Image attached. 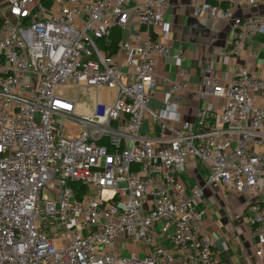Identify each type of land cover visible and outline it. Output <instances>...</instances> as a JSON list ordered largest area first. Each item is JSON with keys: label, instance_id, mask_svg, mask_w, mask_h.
Masks as SVG:
<instances>
[{"label": "built area", "instance_id": "obj_1", "mask_svg": "<svg viewBox=\"0 0 264 264\" xmlns=\"http://www.w3.org/2000/svg\"><path fill=\"white\" fill-rule=\"evenodd\" d=\"M6 1L14 21L0 9V264H172L177 252L180 264H220L196 208L203 188L180 179L189 158L207 168V186L250 194L264 254V75L241 66L214 82L205 68L206 102L188 121L183 69L169 83L175 100L151 107L157 62L170 50L152 28H165L172 0ZM241 1L258 7L192 3L195 16L231 23L232 56L264 35V12L238 16ZM116 31L108 54L99 41ZM61 85L76 98L57 93ZM83 88L116 97L82 113ZM66 121L80 126L76 137L65 138Z\"/></svg>", "mask_w": 264, "mask_h": 264}, {"label": "crops", "instance_id": "obj_2", "mask_svg": "<svg viewBox=\"0 0 264 264\" xmlns=\"http://www.w3.org/2000/svg\"><path fill=\"white\" fill-rule=\"evenodd\" d=\"M257 1V8L241 1L235 14L247 17L264 12V0ZM192 3L193 0H172L166 10L165 28H152L153 36L169 43L170 50L158 59L159 81L151 107L157 111L165 103L175 100V95L169 93V83L179 80L178 71L183 69L187 73L189 90L181 105V115L188 121H195L198 108L206 102L201 95L205 68H211L214 82H219L225 72L241 66L264 75V35L247 39L241 55L232 56L229 51L233 34L231 23L224 19L210 20L206 14L195 16ZM0 9L4 18L14 21L8 14L6 0H0ZM132 27L130 23L126 32ZM181 50L185 52L183 59L177 56ZM89 112L91 110L85 113ZM160 133L161 129L153 126L150 136L155 138ZM207 176V168L189 158L180 179L188 189L193 186L203 188L196 208L203 211L202 231L213 238L220 264H264V254L260 253L258 240L252 234L250 194L207 186ZM260 183L264 186V176ZM176 256L177 260L172 264H180V253Z\"/></svg>", "mask_w": 264, "mask_h": 264}, {"label": "rangeland", "instance_id": "obj_3", "mask_svg": "<svg viewBox=\"0 0 264 264\" xmlns=\"http://www.w3.org/2000/svg\"><path fill=\"white\" fill-rule=\"evenodd\" d=\"M57 93H61L63 97L75 99L77 91L75 87L61 85L57 89ZM116 91L114 89L103 88L98 92L92 88H83L77 99L78 111L85 113L90 111L96 99H100L101 103L111 104L115 99ZM65 138L71 139L77 136L80 126L72 121L65 122Z\"/></svg>", "mask_w": 264, "mask_h": 264}, {"label": "trees", "instance_id": "obj_4", "mask_svg": "<svg viewBox=\"0 0 264 264\" xmlns=\"http://www.w3.org/2000/svg\"><path fill=\"white\" fill-rule=\"evenodd\" d=\"M211 2H214V0H209ZM51 0H45V4L48 6L50 5ZM121 41V32L116 31L112 37L109 38V40H101L99 41L100 47L108 54H114L116 53L118 49V45Z\"/></svg>", "mask_w": 264, "mask_h": 264}]
</instances>
